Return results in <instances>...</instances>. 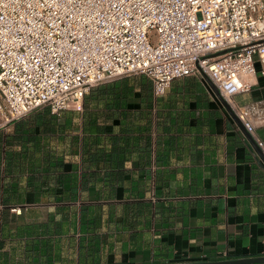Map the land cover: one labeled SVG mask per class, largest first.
Listing matches in <instances>:
<instances>
[{
  "label": "crops",
  "instance_id": "crops-1",
  "mask_svg": "<svg viewBox=\"0 0 264 264\" xmlns=\"http://www.w3.org/2000/svg\"><path fill=\"white\" fill-rule=\"evenodd\" d=\"M250 82L231 103L264 143V75ZM144 94L108 118L112 100L67 109L37 141L5 145L15 124L35 129L30 115L0 129V264L264 257V165L210 86L192 75Z\"/></svg>",
  "mask_w": 264,
  "mask_h": 264
},
{
  "label": "built area",
  "instance_id": "built-area-1",
  "mask_svg": "<svg viewBox=\"0 0 264 264\" xmlns=\"http://www.w3.org/2000/svg\"><path fill=\"white\" fill-rule=\"evenodd\" d=\"M257 71L264 0H0V129L43 107L81 111L92 87L124 76H144L156 99L205 74L264 154L231 103Z\"/></svg>",
  "mask_w": 264,
  "mask_h": 264
},
{
  "label": "trees",
  "instance_id": "trees-1",
  "mask_svg": "<svg viewBox=\"0 0 264 264\" xmlns=\"http://www.w3.org/2000/svg\"><path fill=\"white\" fill-rule=\"evenodd\" d=\"M149 83L150 82L148 81V79H146L144 76H135V77L124 76L112 80L110 82L99 84L97 86L92 87L88 92V94L84 96L82 102V108L85 109L86 105L94 100H99V99H104L105 101L112 100L113 106L108 105V102L105 103V109H106L105 117L108 118L111 115L108 113V111H112V109L116 108V102L125 101L135 96L141 98L143 91H145V94L148 92ZM137 86L139 87V90L135 91V87ZM145 94L143 95V97H145ZM148 97L149 95L146 96V98ZM29 115L33 116V118L30 121V124H33L35 129L33 131H29L28 128L26 129L24 128V124L23 126H19L16 128V124H15L13 134L11 135V138L5 140V145H13V142L15 141L16 137L21 138L22 136H26L25 139L26 142L29 140L37 141L35 137H30L31 135L36 134L35 130H41L50 133L55 130L56 125H59L58 116L51 114L48 107H43L41 109L34 110L30 112L27 116ZM87 126L89 131L99 130V127L96 124L94 116L89 117V123L87 124ZM152 128H153L152 123H149V130L152 131ZM16 131H18V134H16ZM60 187L66 190L69 189V187L66 185V181L63 182V185L61 184ZM89 192H91V196H92L91 188H89Z\"/></svg>",
  "mask_w": 264,
  "mask_h": 264
},
{
  "label": "water",
  "instance_id": "water-1",
  "mask_svg": "<svg viewBox=\"0 0 264 264\" xmlns=\"http://www.w3.org/2000/svg\"><path fill=\"white\" fill-rule=\"evenodd\" d=\"M204 80L210 86L216 98L221 102L227 112L230 114L232 119L235 121L237 126L243 132L246 142L251 150L256 154L258 160L264 165V154L261 149L257 146L254 138L245 130L242 122L238 119L236 113L230 106V104L221 96L217 88L213 85L207 75H202ZM175 264H264V257H250V258H241V259H218V260H210V261H199V262H183V263H175Z\"/></svg>",
  "mask_w": 264,
  "mask_h": 264
},
{
  "label": "rangeland",
  "instance_id": "rangeland-1",
  "mask_svg": "<svg viewBox=\"0 0 264 264\" xmlns=\"http://www.w3.org/2000/svg\"><path fill=\"white\" fill-rule=\"evenodd\" d=\"M135 76H137V75H131V77H135ZM69 110H75L73 107H72V105L68 108ZM83 109V108H82ZM75 111H77V110H75ZM3 130H5L6 131V129L4 128Z\"/></svg>",
  "mask_w": 264,
  "mask_h": 264
}]
</instances>
